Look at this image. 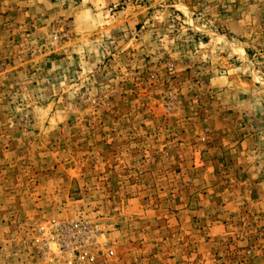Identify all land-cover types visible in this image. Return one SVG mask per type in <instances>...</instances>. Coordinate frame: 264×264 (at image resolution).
Returning <instances> with one entry per match:
<instances>
[{
  "label": "rangeland",
  "instance_id": "rangeland-1",
  "mask_svg": "<svg viewBox=\"0 0 264 264\" xmlns=\"http://www.w3.org/2000/svg\"><path fill=\"white\" fill-rule=\"evenodd\" d=\"M0 264H264V0H0Z\"/></svg>",
  "mask_w": 264,
  "mask_h": 264
},
{
  "label": "built area",
  "instance_id": "built-area-1",
  "mask_svg": "<svg viewBox=\"0 0 264 264\" xmlns=\"http://www.w3.org/2000/svg\"><path fill=\"white\" fill-rule=\"evenodd\" d=\"M109 254H111V252H109Z\"/></svg>",
  "mask_w": 264,
  "mask_h": 264
}]
</instances>
